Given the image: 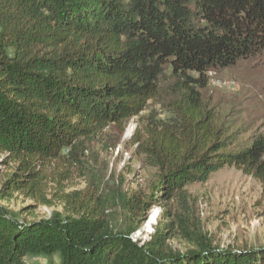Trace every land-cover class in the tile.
Wrapping results in <instances>:
<instances>
[{
  "label": "trees",
  "instance_id": "obj_1",
  "mask_svg": "<svg viewBox=\"0 0 264 264\" xmlns=\"http://www.w3.org/2000/svg\"><path fill=\"white\" fill-rule=\"evenodd\" d=\"M260 54L264 0H0V157L16 166L0 200L20 192L51 205L47 171L64 151L109 126L125 132L160 101L173 122H151L131 141L157 170L156 197L127 205L142 223L165 201L182 209L142 241L115 228L94 193L61 190L65 217L26 221L0 205V264H264V247L221 249L191 224L185 191L234 168L260 184L264 211V133L238 144L203 97L210 73ZM177 239L189 249L176 250Z\"/></svg>",
  "mask_w": 264,
  "mask_h": 264
},
{
  "label": "rangeland",
  "instance_id": "obj_2",
  "mask_svg": "<svg viewBox=\"0 0 264 264\" xmlns=\"http://www.w3.org/2000/svg\"><path fill=\"white\" fill-rule=\"evenodd\" d=\"M210 84L203 92L204 100L214 108L222 122L236 132L238 144L247 142L255 133H264V54L241 61L235 69L210 73ZM221 82H228L221 85ZM232 83V84H231ZM162 99V98H161ZM173 115L160 101L152 102L125 132L113 126L90 140H82L73 149L63 152L62 163L47 171L46 199L49 206H40L20 192L0 200V205L21 220L49 219L55 214L65 217L61 190L66 194L88 192L106 201V214L115 228L132 230L135 240L146 241L155 231L162 214L172 210L181 214L177 201L163 202L144 216L134 215L128 208L131 198L148 202L154 195L157 170L148 165L131 141L134 134L151 122L172 123ZM132 128L130 137H126ZM0 157V191L4 180L16 168ZM188 217L191 224L210 237L221 249L250 250L264 247V211L258 206L262 188L251 177L234 168H225L211 175L206 183L186 188ZM161 195V193H160ZM156 213L152 227L148 222ZM140 219V220H139ZM142 220V221H141ZM176 250L189 249L187 241L172 242ZM59 256L26 259L27 264H59Z\"/></svg>",
  "mask_w": 264,
  "mask_h": 264
},
{
  "label": "bare ground",
  "instance_id": "obj_3",
  "mask_svg": "<svg viewBox=\"0 0 264 264\" xmlns=\"http://www.w3.org/2000/svg\"><path fill=\"white\" fill-rule=\"evenodd\" d=\"M228 84V82H221V85L223 86V85H227ZM232 84V83H231ZM132 128H130L129 130H128V132H127V135H126V137L128 138V137H130V135H131V133H132ZM133 134V133H132ZM157 214L156 213H154L153 215H152V217H150L151 219H149L150 221L148 222V226L149 227H152L153 226V224L155 223V221H156V219H157Z\"/></svg>",
  "mask_w": 264,
  "mask_h": 264
}]
</instances>
